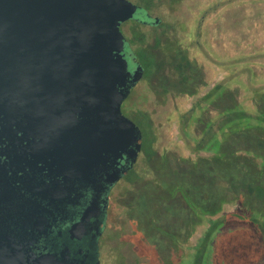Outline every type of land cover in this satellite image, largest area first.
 <instances>
[{
  "label": "rangeland",
  "instance_id": "rangeland-1",
  "mask_svg": "<svg viewBox=\"0 0 264 264\" xmlns=\"http://www.w3.org/2000/svg\"><path fill=\"white\" fill-rule=\"evenodd\" d=\"M130 1L144 7L159 22L155 26H146L127 21L120 28L138 59L147 67L144 79L132 90L125 106L126 113L141 129L143 149L126 182L114 193L110 213L114 225V250L144 249L152 264H171L174 254L167 257L164 251L155 254L154 250L172 249L178 256L177 264H185L188 249L197 251L203 243L205 246L209 243L205 252L209 253L212 247V264H221L224 259L223 264H264L257 238L248 230H243L247 236L241 243H230L229 248L226 245L220 248L226 240L224 236L214 241L216 235H225L229 228L235 227L234 222L210 235V224L214 220L234 211L245 213L244 207L247 208L243 193L241 197L237 195V199L225 195L224 173L222 168L213 165L211 156L214 152L209 150L222 147L224 142L226 149L236 145L239 147L235 148L242 152L248 149L243 140L238 143L225 141L223 131L226 108L242 101L244 95L233 90L219 94L217 91L218 84L227 77L220 67L221 62L227 60L228 52H234L233 48L226 51L225 39L227 28H235L238 19L231 14L239 11L238 8L227 7L225 0ZM217 2L220 3L218 8ZM253 10L264 11V6L259 5ZM259 30L264 31V18L259 21ZM171 40L178 45L179 68L172 72L169 61L151 67L147 62L148 52L153 50L160 63L165 57L169 58L167 50L172 48L167 45L165 49L162 45ZM245 105L248 104L245 102ZM257 108L258 112H264V96L258 101ZM238 109L240 107L230 113L235 114ZM247 114L252 115L250 111ZM211 126L214 128L209 131ZM254 126L259 124L255 121ZM260 131L264 138V129L260 128ZM246 162L243 158L240 160L241 170L246 168ZM124 187L128 189L125 193ZM222 196L231 200L222 204ZM190 200L203 211L217 214L200 213L203 218H198L197 212L194 213L192 227L188 223L191 221ZM238 234L243 236L241 232ZM148 241L152 244L148 245ZM174 248L178 250L173 251ZM196 251L194 264H202V256L196 255Z\"/></svg>",
  "mask_w": 264,
  "mask_h": 264
},
{
  "label": "flooded vegetation",
  "instance_id": "flooded-vegetation-1",
  "mask_svg": "<svg viewBox=\"0 0 264 264\" xmlns=\"http://www.w3.org/2000/svg\"><path fill=\"white\" fill-rule=\"evenodd\" d=\"M128 21L146 26L159 22L144 7ZM120 31L127 44L131 73L137 71L140 75L121 104L122 114L132 120L125 106L132 90L144 79L147 66ZM173 41L162 45L172 49L167 50L169 58L160 63L153 50L148 52L151 67L169 61L172 72L179 68L178 45ZM66 84L56 89L49 81L43 96L34 95L28 78H14L11 88H0V264H152L147 250H114L110 218L115 190L126 182L137 164L143 139L136 162L106 195V222L98 236L99 218L92 207L94 189L112 170L113 159L109 153L99 157L97 131L84 125L88 115L77 93L74 95ZM127 191L124 187L123 193ZM189 209L188 223L193 227V200ZM203 246L205 252L209 243ZM199 249H188L185 264H194L195 251ZM154 251H164L167 257L174 254L171 264L179 260L172 249Z\"/></svg>",
  "mask_w": 264,
  "mask_h": 264
},
{
  "label": "water",
  "instance_id": "water-1",
  "mask_svg": "<svg viewBox=\"0 0 264 264\" xmlns=\"http://www.w3.org/2000/svg\"><path fill=\"white\" fill-rule=\"evenodd\" d=\"M141 9L130 0H0V88L28 78L34 95L43 96L49 81L56 89L67 82L88 115L84 125L97 131L99 157L109 153L113 159L94 189L98 236L106 195L132 168L142 145L140 128L121 112L140 75L131 73L120 31Z\"/></svg>",
  "mask_w": 264,
  "mask_h": 264
},
{
  "label": "trees",
  "instance_id": "trees-1",
  "mask_svg": "<svg viewBox=\"0 0 264 264\" xmlns=\"http://www.w3.org/2000/svg\"><path fill=\"white\" fill-rule=\"evenodd\" d=\"M224 2L227 7L234 6L239 11H234L233 14H231L232 11H227L238 20L234 29L227 28L226 30V51L233 48L232 51L234 52H228L227 60L221 62L222 66L220 67H223L227 77L225 81L218 84L217 91L218 94L221 91L226 93L227 90L228 92L237 91L244 95V98L238 103L234 102L226 110L224 109L227 115L223 131H225V141L238 143L243 140L244 146H247L248 149H243L242 152L240 148H235L239 145L233 149L230 147L226 149L227 146L224 142L222 147H212L209 150L214 152V155L211 156L213 165L222 168V173H224L222 181L225 195L237 199V195L241 197L243 193V202L246 203L247 208L244 207L245 213L241 210L239 212L234 211L214 220L210 224V235L216 231L220 232L226 224L234 222L235 227L229 228L227 234L215 236L214 241L222 236L226 238L220 248L223 245L229 248L231 247L230 243H241V240L245 239L243 237L247 236V232L243 230H248L251 232L250 235L252 234L253 237L257 238L262 249V255H264V138L259 133L261 132L260 128L264 129V112H258L257 108L258 101L264 96V31L259 30V21L264 18V11L253 10L259 5L264 6V0H225ZM219 5L220 3L217 2L216 8ZM245 102L248 105H245ZM236 107H240L239 112L230 113V110H235ZM249 111L252 114L250 116L247 114ZM255 121L259 126H254ZM212 128L214 127L211 126L209 131ZM242 158L243 161H247L245 163L246 168L243 167V170L239 168V162ZM209 159L207 158V160ZM229 200L231 199L229 197L227 199V196L221 197L222 204H226ZM194 211L199 216L200 213L210 216L217 214L216 212L203 211L195 205ZM243 227L245 229H242ZM240 232L242 237L238 234ZM203 249L204 246L199 249L196 255L202 256V264H212L214 260L212 247H210L209 253L204 252ZM232 255L235 256L234 253ZM224 262L226 259L221 260V264Z\"/></svg>",
  "mask_w": 264,
  "mask_h": 264
}]
</instances>
